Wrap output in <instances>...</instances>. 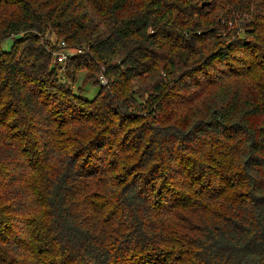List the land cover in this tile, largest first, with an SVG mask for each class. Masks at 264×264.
<instances>
[{"label":"trees","instance_id":"1","mask_svg":"<svg viewBox=\"0 0 264 264\" xmlns=\"http://www.w3.org/2000/svg\"><path fill=\"white\" fill-rule=\"evenodd\" d=\"M0 264H264V0H0Z\"/></svg>","mask_w":264,"mask_h":264},{"label":"rangeland","instance_id":"2","mask_svg":"<svg viewBox=\"0 0 264 264\" xmlns=\"http://www.w3.org/2000/svg\"><path fill=\"white\" fill-rule=\"evenodd\" d=\"M48 38H51V37H48ZM52 41L54 42L53 38H52ZM12 43H13L12 39H8L3 43L2 48L5 51H9L11 49ZM68 52L69 54L71 53V51H68ZM60 75L63 78L62 80L65 81L67 84H69L75 93L83 95L89 99H93L99 91V85L95 84L96 78L87 81V77L89 76V73L87 71H83V70L79 71L76 74L75 79L73 80L68 79L65 76V70H62L60 72ZM97 76L99 77V75ZM100 81L104 83L106 79L104 77H100Z\"/></svg>","mask_w":264,"mask_h":264},{"label":"built area","instance_id":"3","mask_svg":"<svg viewBox=\"0 0 264 264\" xmlns=\"http://www.w3.org/2000/svg\"><path fill=\"white\" fill-rule=\"evenodd\" d=\"M62 46H65L64 44H62ZM67 58V55L66 54H60L58 56H56V59L59 61V62H64ZM105 84V82H104Z\"/></svg>","mask_w":264,"mask_h":264}]
</instances>
